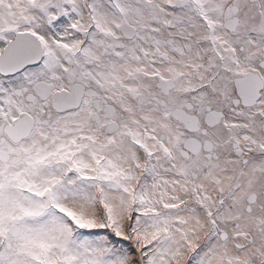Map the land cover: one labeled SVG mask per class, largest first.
Instances as JSON below:
<instances>
[{"label":"snow or ice","instance_id":"6c2138e0","mask_svg":"<svg viewBox=\"0 0 264 264\" xmlns=\"http://www.w3.org/2000/svg\"><path fill=\"white\" fill-rule=\"evenodd\" d=\"M0 264H264V0H0Z\"/></svg>","mask_w":264,"mask_h":264}]
</instances>
